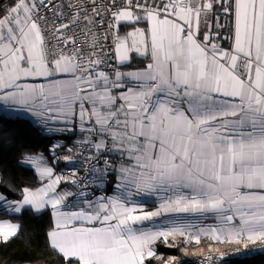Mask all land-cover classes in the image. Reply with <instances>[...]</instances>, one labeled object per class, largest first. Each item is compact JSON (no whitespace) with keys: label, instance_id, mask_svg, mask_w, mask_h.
Listing matches in <instances>:
<instances>
[{"label":"snow or ice","instance_id":"obj_1","mask_svg":"<svg viewBox=\"0 0 264 264\" xmlns=\"http://www.w3.org/2000/svg\"><path fill=\"white\" fill-rule=\"evenodd\" d=\"M67 7L73 14L53 0L0 7V101L64 125L49 131H78L86 175L55 173L58 161L73 160L59 154L60 143L49 149L53 166L25 155L17 163L43 186L17 189L0 176V188L20 194L0 192V215L49 212L45 238L59 264H180L163 260L156 242L179 240L187 254L205 239L209 250L197 264H214L213 244H264V0ZM104 24L102 35L93 30ZM106 183L115 194L93 199L89 187ZM153 196L151 211L135 199ZM208 219L215 223L204 225ZM21 230L0 219V244Z\"/></svg>","mask_w":264,"mask_h":264},{"label":"trees","instance_id":"obj_2","mask_svg":"<svg viewBox=\"0 0 264 264\" xmlns=\"http://www.w3.org/2000/svg\"><path fill=\"white\" fill-rule=\"evenodd\" d=\"M6 1L10 0H5L0 7L6 8L3 7ZM2 15L4 12L0 11V16ZM225 42L228 44L229 41ZM0 116L6 117L0 120V176L5 177L6 181L15 185L17 189L25 186L33 189L39 187L41 181H38L34 169L26 164H18L17 161L25 155L50 156L49 149L60 137L44 133L28 119L10 118L2 113ZM64 138L69 142L73 136ZM0 192L6 193L9 199L20 198L19 191L9 192L7 187L0 188ZM0 219H9L22 225L20 238L12 239L7 245L0 244V264H21L22 261L30 259L39 260L40 264H59L54 254L48 250L45 238V231L51 222L49 212L36 216L33 212L25 210L22 214L0 215ZM221 246L223 245L216 248ZM156 249L157 253L163 256V260L176 256L181 259V264H197L189 260L190 256L196 253L192 248H187L185 254L181 245L168 247L158 242ZM154 264H163V261ZM229 264H264V257L241 258Z\"/></svg>","mask_w":264,"mask_h":264},{"label":"crops","instance_id":"obj_3","mask_svg":"<svg viewBox=\"0 0 264 264\" xmlns=\"http://www.w3.org/2000/svg\"><path fill=\"white\" fill-rule=\"evenodd\" d=\"M10 3H11V0L8 1V2L6 1L3 4V7L7 8ZM221 22L228 25V27L225 30H222L223 34L225 36L230 35L231 34V26H230L228 20L222 18ZM138 26H142V25H138ZM128 30H131V29H128ZM222 41H223L222 47H224V48L230 47V44H231L230 40H227V41H229L228 44H226V42H225L226 40H222ZM29 82L40 83V82H43V81H29ZM0 113L4 114V115H6V116H8L10 118H25V119H28L33 124L38 126L42 131H44V133L59 136L60 138L55 142V144L56 143H60L62 145L67 144L68 143L67 139L64 138V137H69V136H73V138L70 139V141L68 140L69 142L81 139V134L78 131H75V130L73 132H62V131H55V130L54 131H49L48 130L49 128H52V129L63 128L64 125L62 123H60V122H52V121H49L47 124H45L39 117H36L32 112L27 111V110H25L24 108H22L20 106L5 105L4 102L0 101ZM58 151H59V154L61 156L69 155L68 153H66L64 151V149L62 151L61 150H58ZM39 155H42L48 161L49 166H53L52 165V156H51V154H50V156H47V155H44V154H38L37 156H39ZM26 165L31 167L28 164H26ZM54 168H55V173L56 174L71 175L69 170L75 171L77 173V171L80 169V165H79L77 159L73 158V160L71 162L64 161V160L58 161L54 165ZM43 183L44 182H41V185L39 187L43 186ZM113 194H115V192H114V184L106 183L104 188L99 189V192L95 193V195L92 196V198L95 199V197L99 196V195H113ZM135 199H137L138 201L146 200L147 203L144 205L146 210L151 211V210H154L156 207H158L159 201H158L157 197H154V196L153 197H136ZM10 200H13V199H10ZM161 219H165V218H157V222H159ZM214 223H215V221L212 220V219H208V220L204 221V225L214 224ZM158 242H162L163 243L162 240L161 241H157L155 246H154L155 248H156V245H157ZM177 243L179 245L182 244V242L179 241V240L177 241ZM219 245L225 246V245H231V244H219ZM219 245L213 244L212 248H216ZM187 248L194 249V252H196V253H194L193 255H196L198 253L206 251L207 249L209 250V241H207L205 239V240H202L201 245H199V246L191 245L190 247H187ZM193 255H191V256H193Z\"/></svg>","mask_w":264,"mask_h":264},{"label":"built area","instance_id":"obj_4","mask_svg":"<svg viewBox=\"0 0 264 264\" xmlns=\"http://www.w3.org/2000/svg\"><path fill=\"white\" fill-rule=\"evenodd\" d=\"M47 2V0H46ZM54 3L57 4V6L65 13V16L71 15L73 14V10L71 8H68L67 5L68 4H76V5H83L85 7H88L90 9V6L92 4V0H53ZM110 2V0H96V3L98 5H100L101 7H103L104 5L108 4ZM42 14H45L47 16V18H49V20L53 19V11L47 10V9H42ZM89 15H92L91 11H89L88 13ZM101 17H96L97 20H99ZM103 18L107 21L109 20V14L107 12H105L103 14ZM65 22H67V20L65 19ZM57 23H59V21H57ZM50 26V25H48ZM81 28H83V23L80 26ZM107 28V24H104L101 28H97V29H93L94 31H97V33L99 35H102V32L104 29ZM77 32L79 34L80 37V41L81 44L79 46H83V41L85 39L84 33L81 32L79 29H77ZM52 43H54V41H52ZM102 43L105 44V47H109L110 46V41H103ZM221 45L223 44V41H220ZM112 63H114V61H112ZM77 141L79 140H75V141H71L68 142L67 144L64 145V151L66 153H68L69 155H72L73 158H76L79 165H80V169L77 171V175L79 177H85L86 175V171H85V167H82V160L80 158V153L81 151H83V149H80L77 145ZM71 149V152H69L68 150ZM70 173H72L73 171L69 170ZM89 192H94L97 193L99 192V189L90 186L89 187ZM214 253L217 252V259L214 261V264H229L232 261L236 260V259H241V258H248L249 256H254V255H264V244L261 243H256V244H250L248 248H244L242 245H235V244H231L228 245L226 247H219V248H213L212 249ZM208 250L198 253L196 255H193L189 258L190 261H194L195 263L198 262V260L204 256L207 255ZM220 254H223V259H220ZM180 264H181V260H180Z\"/></svg>","mask_w":264,"mask_h":264},{"label":"bare ground","instance_id":"obj_5","mask_svg":"<svg viewBox=\"0 0 264 264\" xmlns=\"http://www.w3.org/2000/svg\"><path fill=\"white\" fill-rule=\"evenodd\" d=\"M257 257H264V255H254V256H249L248 258L249 259H254V258H257Z\"/></svg>","mask_w":264,"mask_h":264},{"label":"rangeland","instance_id":"obj_6","mask_svg":"<svg viewBox=\"0 0 264 264\" xmlns=\"http://www.w3.org/2000/svg\"><path fill=\"white\" fill-rule=\"evenodd\" d=\"M181 246H183V247L185 248V245H184L183 243L181 244ZM190 246H191V245H189V246H187V247H190ZM226 246H228V245H225V246H222V247H226ZM222 247H221V248H222ZM212 249H213V248H212ZM178 260H179V262H180L181 259L178 258Z\"/></svg>","mask_w":264,"mask_h":264},{"label":"water","instance_id":"obj_7","mask_svg":"<svg viewBox=\"0 0 264 264\" xmlns=\"http://www.w3.org/2000/svg\"><path fill=\"white\" fill-rule=\"evenodd\" d=\"M5 0H0V4L3 3Z\"/></svg>","mask_w":264,"mask_h":264}]
</instances>
